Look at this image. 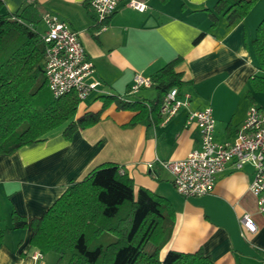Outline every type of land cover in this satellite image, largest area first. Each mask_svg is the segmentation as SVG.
Wrapping results in <instances>:
<instances>
[{
    "label": "crops",
    "instance_id": "0c3cea01",
    "mask_svg": "<svg viewBox=\"0 0 264 264\" xmlns=\"http://www.w3.org/2000/svg\"><path fill=\"white\" fill-rule=\"evenodd\" d=\"M0 1L4 12L37 4L43 14L58 15L79 33L100 85L81 101L78 115L99 110L103 95L154 98L152 85L129 93L135 74L152 76L177 56L182 59L176 69L185 80L180 93L191 95L189 105L159 124L145 118L130 125L135 112L113 103L98 123L78 129L71 140L59 127L44 141L0 154V264H55L57 255L31 245V220L43 214L72 181L106 162L117 163L136 188L147 187L172 202L175 226L160 250L161 258L170 249L202 248L217 264H264V214L249 188L252 165L235 169L229 164L218 175L213 192L185 198L158 162L183 158L200 146L199 128L186 123L190 111L211 106L215 138L224 142L237 134L252 104L264 107V92L251 84L253 75L264 76L251 50L264 18V0L231 27L224 15L211 26L207 9L217 0H146L144 11L123 2L101 28L96 27L98 19L86 0ZM40 28L45 30L44 21ZM202 32L205 36L194 43ZM13 212L21 218L13 219ZM246 212L257 224L255 232L241 224ZM38 250L42 252L39 259L34 257Z\"/></svg>",
    "mask_w": 264,
    "mask_h": 264
},
{
    "label": "trees",
    "instance_id": "16d2710c",
    "mask_svg": "<svg viewBox=\"0 0 264 264\" xmlns=\"http://www.w3.org/2000/svg\"><path fill=\"white\" fill-rule=\"evenodd\" d=\"M166 1V0H162ZM259 0H217L207 9L211 26L219 15L229 27L245 18ZM90 7V0L85 1ZM43 11L34 3L16 12H4L0 1V154H12L25 145L48 139L62 127L71 140L78 129L95 125L104 110L115 103L118 109L135 112L133 125L145 118L163 121L161 107L167 93L185 83L176 69L177 56L152 75L156 95L152 99L129 100L124 95H103L99 110L78 115L81 99L76 91L55 97L45 75L46 42L40 29ZM110 17V16H109ZM97 20L96 27L108 24ZM202 32L194 40L198 43ZM252 54L264 70V18L251 44ZM252 88L264 92V76L251 77ZM13 219L21 218L13 212ZM176 212L165 196L140 186L115 162L94 167L82 179L72 181L43 214L31 220V245L43 252H56L55 264H217L202 248L195 251L170 249L164 258L161 248L170 239ZM3 231H0V244ZM153 244L150 251L146 249Z\"/></svg>",
    "mask_w": 264,
    "mask_h": 264
},
{
    "label": "built area",
    "instance_id": "2783aa9c",
    "mask_svg": "<svg viewBox=\"0 0 264 264\" xmlns=\"http://www.w3.org/2000/svg\"><path fill=\"white\" fill-rule=\"evenodd\" d=\"M123 2L140 11L148 7L146 0H90V7L97 19L103 20ZM43 21L46 25L42 33L46 42L45 75L53 95L59 97L74 90L81 101L86 99L98 88L100 80L79 33L68 21L54 13H45ZM151 85V76L137 72L129 93ZM190 101L189 93L182 95L177 87L172 88L161 107L163 121L172 118ZM186 123L199 128L200 146L180 159H158L159 164L171 174L176 191L185 198L209 194L215 189L218 175L229 164L235 169L250 164L254 171L249 188L257 198L260 212L264 214V107L252 104L237 134L224 142L215 138L216 119L211 106L190 111ZM240 221L243 228L250 232L258 228L249 212L244 213ZM34 257L39 259L42 252L36 251Z\"/></svg>",
    "mask_w": 264,
    "mask_h": 264
},
{
    "label": "rangeland",
    "instance_id": "374dc122",
    "mask_svg": "<svg viewBox=\"0 0 264 264\" xmlns=\"http://www.w3.org/2000/svg\"><path fill=\"white\" fill-rule=\"evenodd\" d=\"M41 29V28H40ZM152 247H153V244L152 243H149L148 245H147V247H146V249L148 250V251H150L151 249H152ZM51 254H54V255H57V253L56 252H50Z\"/></svg>",
    "mask_w": 264,
    "mask_h": 264
}]
</instances>
